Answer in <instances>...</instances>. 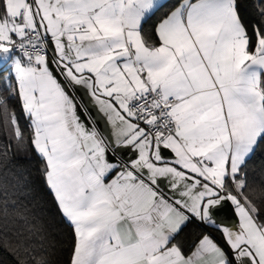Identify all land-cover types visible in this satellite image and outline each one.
<instances>
[{
	"label": "snow or ice",
	"instance_id": "snow-or-ice-1",
	"mask_svg": "<svg viewBox=\"0 0 264 264\" xmlns=\"http://www.w3.org/2000/svg\"><path fill=\"white\" fill-rule=\"evenodd\" d=\"M61 226L67 264H264V0H0V250Z\"/></svg>",
	"mask_w": 264,
	"mask_h": 264
},
{
	"label": "trees",
	"instance_id": "trees-1",
	"mask_svg": "<svg viewBox=\"0 0 264 264\" xmlns=\"http://www.w3.org/2000/svg\"><path fill=\"white\" fill-rule=\"evenodd\" d=\"M32 179H33V186L35 188V195L37 198L38 206L43 208L44 216L48 220H55L56 223L60 224L59 214L56 211L55 205L51 199V197L47 194L46 189L43 186V182L40 178L38 167L39 161L35 158L34 154H32ZM258 163V162H257ZM252 165H250V168ZM63 229V235L60 236V240L62 243L58 244V252L56 253L55 259L58 261V264H67V260L69 257V249H70V242L63 243V241L68 240V229L66 227L61 226ZM219 238V234H215ZM0 264H13L12 257L9 256L7 253L0 250Z\"/></svg>",
	"mask_w": 264,
	"mask_h": 264
},
{
	"label": "crops",
	"instance_id": "crops-1",
	"mask_svg": "<svg viewBox=\"0 0 264 264\" xmlns=\"http://www.w3.org/2000/svg\"><path fill=\"white\" fill-rule=\"evenodd\" d=\"M232 221H230V223H231ZM184 239H188V236H187V234H184V237H183Z\"/></svg>",
	"mask_w": 264,
	"mask_h": 264
}]
</instances>
